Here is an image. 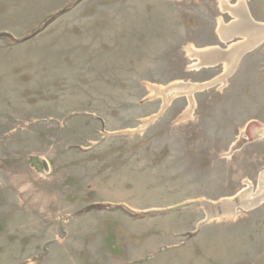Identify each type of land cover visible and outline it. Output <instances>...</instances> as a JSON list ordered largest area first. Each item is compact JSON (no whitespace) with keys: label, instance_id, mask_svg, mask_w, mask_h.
Returning <instances> with one entry per match:
<instances>
[{"label":"rangeland","instance_id":"obj_1","mask_svg":"<svg viewBox=\"0 0 264 264\" xmlns=\"http://www.w3.org/2000/svg\"><path fill=\"white\" fill-rule=\"evenodd\" d=\"M240 1L0 0V264H264V199L205 222L264 173V40L194 52Z\"/></svg>","mask_w":264,"mask_h":264},{"label":"bare ground","instance_id":"obj_2","mask_svg":"<svg viewBox=\"0 0 264 264\" xmlns=\"http://www.w3.org/2000/svg\"><path fill=\"white\" fill-rule=\"evenodd\" d=\"M224 10L229 11L237 21L226 25L223 34L224 39L230 40L233 36L242 35L247 41L239 42L238 45L230 48L227 59L225 57L224 62H226L225 71L223 77L219 78L217 81H223V79L230 73L231 69H233L236 56L242 51H250L255 45L261 43L264 40V25L256 24L253 19L249 16V14L243 11L244 1L241 0L236 5H229L226 2H223ZM245 12V14H244ZM224 25V24H223ZM245 26V32H238L239 28ZM253 26V27H252ZM241 31V30H240ZM243 31V30H242ZM220 34V33H219ZM244 39V38H243ZM223 40V39H222ZM196 56L199 58L200 63L197 65L200 67H209L215 64L216 55H218L219 50L217 48L214 49H205L202 51H194ZM227 55V54H226ZM216 83V81H212L206 85H195V84H176L171 85L167 88L155 89L152 88V93L154 95L162 96L164 100V104L170 100V97L180 95V94H188L194 92L196 90H201L202 88H206ZM24 190V189H23ZM264 199V173L260 178V186L255 194L251 193V191L246 190L239 194L236 199H225L218 203V205L206 203L205 208H208L207 218L205 222L211 221L214 218L221 219L223 217H236V211L232 209L236 208V205H240V207L244 209H251L258 205ZM213 205V206H212Z\"/></svg>","mask_w":264,"mask_h":264},{"label":"crops","instance_id":"obj_3","mask_svg":"<svg viewBox=\"0 0 264 264\" xmlns=\"http://www.w3.org/2000/svg\"><path fill=\"white\" fill-rule=\"evenodd\" d=\"M245 8H246V11H247V13L249 14V16L251 17V15H250V12H249V10H248V8H247V6H246V4H245ZM251 19H253L252 17H251ZM254 20V19H253ZM237 37H239V36H237ZM236 36L235 37H233V39L234 38H237ZM232 39V38H231ZM232 39V40H233ZM231 41V40H230ZM220 50H219V53H218V55H216V58H215V64H220L221 62H223L224 60H225V56H222V57H220Z\"/></svg>","mask_w":264,"mask_h":264},{"label":"water","instance_id":"obj_4","mask_svg":"<svg viewBox=\"0 0 264 264\" xmlns=\"http://www.w3.org/2000/svg\"><path fill=\"white\" fill-rule=\"evenodd\" d=\"M45 27V26H44ZM43 27V28H44ZM233 39V38H232ZM232 39H230V40H232ZM228 41V40H227ZM262 131H264V129H262ZM194 204V203H193ZM197 204V203H196ZM196 204H194V205H196ZM198 205V204H197ZM182 207H192V203H188V204H185V205H182V206H178V207H176L175 209L177 210V209H179V208H182ZM175 209H170V210H175ZM163 212H165V213H167L168 212V210H166V211H162L161 213H163ZM150 214L151 213H160V212H149ZM202 224H204V223H202Z\"/></svg>","mask_w":264,"mask_h":264}]
</instances>
